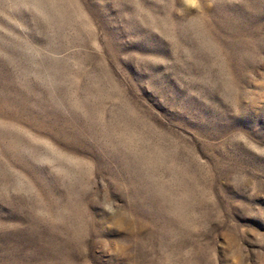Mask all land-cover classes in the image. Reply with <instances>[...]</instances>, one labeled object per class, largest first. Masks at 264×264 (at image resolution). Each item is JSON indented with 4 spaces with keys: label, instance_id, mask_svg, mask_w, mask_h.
I'll list each match as a JSON object with an SVG mask.
<instances>
[{
    "label": "rangeland",
    "instance_id": "374dc122",
    "mask_svg": "<svg viewBox=\"0 0 264 264\" xmlns=\"http://www.w3.org/2000/svg\"><path fill=\"white\" fill-rule=\"evenodd\" d=\"M0 264H264V0H0Z\"/></svg>",
    "mask_w": 264,
    "mask_h": 264
}]
</instances>
